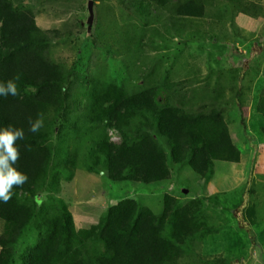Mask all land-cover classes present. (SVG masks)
Returning a JSON list of instances; mask_svg holds the SVG:
<instances>
[{"label": "trees", "instance_id": "1", "mask_svg": "<svg viewBox=\"0 0 264 264\" xmlns=\"http://www.w3.org/2000/svg\"><path fill=\"white\" fill-rule=\"evenodd\" d=\"M15 1L0 0V82L18 76L20 96L0 97V128L11 124L25 129V139L16 142L21 155L15 166L28 175V181L13 188L7 203L0 200V219L4 222L0 264H180L182 259L195 256V245L219 230L209 221L210 202L206 203L217 197L214 202L221 205L219 195L183 202L166 192L159 213L137 199L123 198L109 206L97 223L77 229L69 203L55 195L62 186L60 174L72 179L77 167L76 144L70 149L71 144L66 143L64 149L54 142L55 132L62 142V130L78 125L70 119L68 106V88L75 71L54 60L51 53L54 40L67 34L59 28L42 29L35 11L19 8ZM131 1L138 22L129 29L117 25L116 33L122 35L115 39L111 34L109 39L108 22L102 25L96 21L97 31L92 37L96 46L113 52L138 49L142 39L152 35L149 26L159 19L176 36L211 37L183 20H204L223 0ZM232 1L238 2L240 12L257 15L254 4ZM247 69L244 63L231 71L209 72L208 82L189 91L186 79L159 78L142 90L130 92L112 79L94 75L90 78L87 124L97 132L90 141L94 153L90 170L102 166L111 181L157 185L170 181L175 168L189 166L206 185L215 173L216 161H241V149L233 140L218 99L225 88L232 87L234 102L244 110L240 82ZM255 72L258 75L260 68ZM256 110L264 116V87ZM38 114H43L44 127L39 133L28 132L29 117L35 119ZM242 122L246 127L244 116ZM108 128H115L121 141H111ZM252 182L251 173L244 185V197L234 210L239 226L248 230L255 245V234L245 214ZM31 228L38 230V238L19 251L17 245ZM249 259L222 257L216 258L215 264H242Z\"/></svg>", "mask_w": 264, "mask_h": 264}, {"label": "rangeland", "instance_id": "2", "mask_svg": "<svg viewBox=\"0 0 264 264\" xmlns=\"http://www.w3.org/2000/svg\"><path fill=\"white\" fill-rule=\"evenodd\" d=\"M240 1L242 4H254L257 15L240 12L238 2L223 0L218 8L210 10L204 20H183L211 37L188 39L176 36V32L166 30L163 19H159V22L154 21L149 26L152 35L144 37L143 44L138 49L118 52L94 44L92 37L97 31L95 22L100 21L102 25L108 22L107 38L110 39L111 34L115 35V39L121 36L122 34L116 33L117 25L129 29L132 23L138 22L131 0L15 1L19 8H31L35 11L36 21L42 29L59 28L67 34L64 38L54 40L51 53L54 60L75 71L68 88V106L70 119L78 125L62 130V142L58 141V134L55 132L54 142L60 143L64 149L67 147L66 143L71 144L70 149L76 147L77 167L72 179L60 174L62 186L55 195L72 204L73 208L91 211L92 218L82 213L76 214L78 223L81 224H76L77 229L92 226L109 206L123 198L137 199L159 213L163 209L164 193H171L185 202L200 196L204 189V181L189 166H176L178 168L174 169V177L157 185L111 181L104 174L102 166L97 167V170H90L94 154L90 150V141L96 137L97 132V129L91 130L87 124L90 78L94 75L112 79L130 92L142 90L154 81H159V78L170 81L186 79L189 91L208 82L206 77L209 72H227L242 67L245 63L248 67L247 74L240 82L243 85L244 110L241 111L234 102L235 91L229 86L219 96L218 102L222 103L221 111L243 153L250 151L251 145H264V116L256 110L259 93L264 87V0ZM258 68L263 72L259 81L255 74ZM215 79L214 74L211 84L214 85ZM243 116L246 127L242 122ZM108 135L111 141H121L115 128H108ZM243 143L247 146H243ZM73 144L76 145L73 147ZM64 160L62 158L61 163ZM218 165L222 170L224 165L231 167L232 164L222 162ZM217 175L218 171L216 177ZM223 176L221 185L224 194L219 196L221 205L214 202L217 197L206 202H210L209 221L219 226V230L210 234L204 242L197 243L195 256L182 259L180 264H215V259L222 257L234 260L250 258L242 264H264V220L251 226L256 241L253 245L248 230L239 226L234 210L244 197V185L248 179L239 184V177L232 170ZM3 228L4 222L0 219V233ZM38 236V230L31 228L17 245L18 250H25ZM251 246L253 248L249 257Z\"/></svg>", "mask_w": 264, "mask_h": 264}, {"label": "crops", "instance_id": "3", "mask_svg": "<svg viewBox=\"0 0 264 264\" xmlns=\"http://www.w3.org/2000/svg\"><path fill=\"white\" fill-rule=\"evenodd\" d=\"M261 74H263V72H259L257 79L258 81L261 78ZM254 87H256V85ZM228 125L230 127L229 123ZM232 137L235 144L237 145L233 134ZM243 146H247V144L243 143ZM250 147L251 150L248 151L247 153H243L241 150L242 157H241V161L239 162L216 161L215 173L213 177L210 179V181L206 185H204L203 192L200 193V196L208 197L212 195L220 196L221 194H224V190H222V185H221L224 178L223 175L225 173H230L231 170L233 174H236L239 177L238 180L239 184L244 183L252 173L253 182L249 187L248 198H247L248 206L245 210L246 211L245 214L250 222V225L253 226L255 223H260L261 220H264V178H263L264 177V145H262L261 143H257L256 147L255 146L253 147L252 145ZM222 162H228L232 165L231 167L228 166L226 167L224 165V167L221 170L218 164ZM216 171H218L217 177H216ZM219 174L221 175L219 176ZM69 209L73 214L75 224L81 225L80 223H78L79 221L77 220V216H76L77 213H82L83 215H87V216L89 215L91 217V211L85 212L84 209H80L79 207L73 208L72 204H69ZM98 221H96L95 223H97Z\"/></svg>", "mask_w": 264, "mask_h": 264}, {"label": "clouds", "instance_id": "4", "mask_svg": "<svg viewBox=\"0 0 264 264\" xmlns=\"http://www.w3.org/2000/svg\"><path fill=\"white\" fill-rule=\"evenodd\" d=\"M19 77H14L0 82V97H19L17 86ZM28 132L39 133L44 127L43 114H38L35 119L29 117ZM25 139V129L15 125H6L0 128V200L7 203L13 195L14 187H22L28 181V175L20 171L15 165L20 159L18 140ZM26 150H31L30 145H25Z\"/></svg>", "mask_w": 264, "mask_h": 264}]
</instances>
